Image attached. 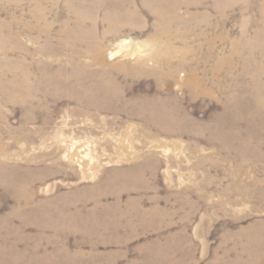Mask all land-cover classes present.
I'll use <instances>...</instances> for the list:
<instances>
[{
  "label": "rangeland",
  "instance_id": "1",
  "mask_svg": "<svg viewBox=\"0 0 264 264\" xmlns=\"http://www.w3.org/2000/svg\"><path fill=\"white\" fill-rule=\"evenodd\" d=\"M119 1L0 0V264H264V0ZM97 38L172 64L88 102Z\"/></svg>",
  "mask_w": 264,
  "mask_h": 264
},
{
  "label": "bare ground",
  "instance_id": "2",
  "mask_svg": "<svg viewBox=\"0 0 264 264\" xmlns=\"http://www.w3.org/2000/svg\"><path fill=\"white\" fill-rule=\"evenodd\" d=\"M180 1L181 0H152V5L150 7L160 20L164 22L172 15L173 9L178 8L181 5ZM110 6L112 8H124L127 10V4L125 5L119 0H114ZM166 21L169 22L168 20ZM86 46L88 47L89 56L93 58L92 62L98 67V70L83 72L82 76H79L80 82L86 79L91 82L97 81L90 86L87 85L86 88L80 91V96L86 98V101L88 102H95L97 100L98 102L102 101L105 105L111 104L113 101H120L121 99L119 98L122 97V91L119 84L116 82V74L118 72H122L124 76L128 74H137L141 71L157 73L159 72V63L172 64V59L168 53L166 54L164 50L160 49V47L152 56L141 55L137 57L138 60L136 62L126 60L128 57H136L138 55V50L135 49L134 43H131V41L126 39H121L116 44L110 46L105 52L102 49V41L99 40V38H97L96 41L87 42ZM117 57H120V59L116 60ZM150 61H154L156 65L148 69L146 64ZM89 64L90 62L86 65L89 67L91 65ZM182 65H175V70H180ZM197 77L193 72L188 74L186 79L187 87L200 86V83L197 82ZM202 88L205 93H208L206 87ZM88 97L92 99H87ZM100 97H102V99H95ZM114 97L118 99H113ZM30 99H33L36 104L42 102V100H39L41 98L38 97L32 96ZM122 100L124 105L134 104L137 112L147 115L148 118L155 123H160L161 120L166 119L170 121L169 117L171 114L184 112L181 105H173L171 97H167V99H144L143 101H133L130 99ZM0 160L4 161V157L0 156ZM4 168H7L6 164L1 163L0 171H4Z\"/></svg>",
  "mask_w": 264,
  "mask_h": 264
}]
</instances>
